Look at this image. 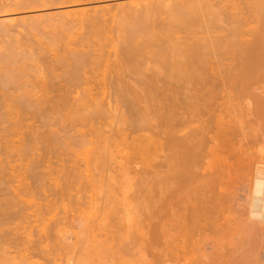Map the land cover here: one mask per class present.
<instances>
[{
	"label": "rangeland",
	"instance_id": "374dc122",
	"mask_svg": "<svg viewBox=\"0 0 264 264\" xmlns=\"http://www.w3.org/2000/svg\"><path fill=\"white\" fill-rule=\"evenodd\" d=\"M2 1H0V4L4 3V1H6V0H4L3 2ZM37 1H39V0H37ZM37 1H35V2L37 3ZM42 1H44V0H42ZM47 1H44V3ZM62 1L63 0H61V2H59V3H56L57 2V0H56L55 4L52 3L51 1H49V2L45 3L44 6H42L43 4L41 5V3L38 2L37 4H39L40 7H39V5H37L38 7H36V8H29L31 5L27 8V4L25 3L26 4L25 5L23 3V5H25V7L21 6L20 8H18L20 6L19 4H18L19 6L17 5L18 7L16 6V4L13 5V7H12V5H9V3L11 4L10 0H8L9 3L5 2L4 5L6 7H8V9L10 11H8V9H6V8H4V9H6L7 11L6 10H5V12L0 11V27L6 26V28L8 29L6 33L0 32L1 33L0 34V77L3 76V78H5V79H7V77L10 79V81L8 82L10 84L7 85L8 88L6 91L10 96H8L9 98L5 99V101H6L5 106L8 107V104H10V106H12L11 104H14V99L17 96H19L20 94L21 95H20L19 100H21V104L19 103V105H22V106L17 105L18 110L21 112H18V110H17L18 113H15V114H16V116H17V114H19L18 115L19 117L18 116L16 117L15 114H14V117L12 116L13 114L8 116V117L7 116L6 117L3 116V118L0 117V130H1L0 131V135H1L0 136V142H1V140L3 142L4 136H9L11 138V140H13L12 136H14V140L16 142V140H17L16 136H17V138L18 137L20 139L23 138L21 141L22 142L25 141V143H26L27 141L30 140L29 138H31V136L36 134L34 136L38 135V138L41 139V141L38 139L39 140L38 142L40 143V145H38V147L41 146L42 149H41V151L37 150V149H40V147L39 148L37 147V144H38L37 143L36 144L37 149H35L36 151L35 150L34 151H35V154L39 155V153H40V155L43 158H44L43 151H42V150H44L43 148H45V150H46V148H48L49 146H50L49 148H51L53 146V148L51 149V150H53L51 152L52 155L50 153L51 150H49V152L46 151V153L44 151V155L46 154L45 159L49 160V162L52 164L51 166L45 164V169L48 168L49 172H50V170H53L52 172H50L49 175H46V176H50V177H48V180L51 181V182H49L51 184H49L47 179H45L46 178L45 175H44V179L42 178L39 182L34 183V184L40 183L41 185L45 184L46 186L45 185L44 186L47 188V190L45 191V189H44V191H43V189L41 188L42 191L39 192V189L36 190L35 186L33 185V188H35V190L32 188L33 191L31 190L30 192H33L35 194L31 193L32 194L31 195L29 193L31 196L29 194L26 196L25 195L22 196L21 199L24 200L23 201L24 203L23 202L21 203V200L19 202V200L17 199L15 202L16 203L18 202V203L17 204L15 202H14L15 204L13 203V206L15 205V207H13L12 205H11L12 207L8 205L9 208L6 205L0 206V212H2V213L5 212V214L8 212L7 213L8 215L6 214V216H7L6 220L7 221L6 222L4 221V226L0 228V264H6V262H7V264H11V263H13V264H64V262H65V264L66 263L77 264V263H75V261H76L75 259H78V257L80 259V261L78 260V262H80L78 264H82V263L91 264L94 260L93 258H95L96 264L97 263L101 264L102 262H103L102 264H110V263H112L111 260L113 259L112 257L114 256L113 253L115 254L114 246L116 247V250L118 251L117 252L115 250L116 254L117 253L118 254L123 253V254H125V256H123V254L120 256L115 254L113 260H115L116 258L119 259L120 257H122V259H123L122 261L125 262V261L129 260L130 262L132 261L133 264H142V263L143 264H159V261L161 262V264H163V262L166 263L167 261H169V260H165V259H168V257L164 258L163 256L164 255L168 256L169 253H167V250L164 248V246L162 248V244H163L162 242L163 241L160 243V241L163 240L161 237L162 233H160L162 231L158 230V228L154 229L155 228L154 225L156 224V221L154 218L150 217L149 214H146L147 216L149 215L148 217L145 215V213H148V211L145 209L144 204H142L141 202H139V203L137 202L139 204V206H138V204L137 205L135 204L136 203L135 201L139 200L138 197H141L144 194L145 190L147 192L154 186V184H153L154 180H151V179L154 178L153 176H154L155 172L157 174V176L156 175L155 176L158 177V174L160 173V171L162 169H163V172H164V170H166V168H165L166 166L164 168H162L161 170H159L160 168H158L157 164H156V169L154 168L155 166L152 168H149L150 167L149 166L150 164H149L147 167L149 170L146 168V172H147L146 173L144 170H145V167L147 165L143 166V164H145V163L147 164L152 159L153 160L151 161V163H153V161L157 162L158 164H159V162H162L161 160L164 157V155L166 156V154L170 153L165 147L161 150L160 149H157L155 151L153 150L154 153H152V151H151L152 149L151 150H149V149L145 150V147L141 148V146L139 145V143L143 142V140H146L147 138H148L147 141H151V140L155 139L156 141L158 140L159 142H164V139H162L163 136L160 137L157 135L156 136L153 135L154 133L157 132V130L159 131V129H160V127L158 126L159 121L156 122L157 119L160 117V115L158 114L160 111L157 112L155 109H153V111H152V108L148 107V111H149L150 115L155 110L156 113H153L152 115L155 114L156 117L154 116L155 117L154 119H156V121L152 118L153 122L151 121V123L149 125H148V123H149L148 122V123H146L147 125H144V123H143V124H140V126H137L139 124V120H137V119H139V118H137V116H136V119H135V116L133 118L132 110H130L129 107L127 108V105H124L125 103L122 102L123 103L122 104L121 102H115L114 100L110 101V99L108 98V99L103 101V104H105L103 106V110L105 111V112H103V114L102 113L97 114V112H94V113L90 112L91 111L90 109H89L90 111H88V108L90 107L91 104H88L89 106L87 107V105L86 106L84 105L86 103L83 104V102H82V105L80 103L75 104V103H72V100H69L68 103L64 101L66 105L64 103H62V106H60L58 109L56 108L57 111L55 109L51 108L52 109L50 111L51 114H50V112L49 113L47 112L50 110V109L49 110L47 109L48 105L44 104V106H42V108L44 109L47 106L46 107L47 111L46 110H44V111L46 113H48L47 115H49V116H46L43 114H41L42 115L41 116L37 113L38 111H36L33 100H30V99H33L32 96H31V98L29 97L30 99H28L29 100L28 101L27 100L28 97L23 98L22 93H24L26 90L27 91L33 90L32 92H34L35 90H38V88H37L38 85L39 84L41 85L42 83H44V80L46 81V83H49V82H52V79H53L55 81V83L59 82L62 84L63 80L61 81L60 79H63L65 77V75L63 76V74L66 73L65 69L67 70V66H69L70 57L73 58L72 55H73V53L75 54L76 51L77 52L78 51L79 52L89 51L96 58L95 61L90 62L86 66L88 69L87 74L90 76V78L92 80L93 79L99 80V79H102L104 77L112 76L116 66L120 65L122 58H123L121 48L123 46V35L125 32L123 30L126 28L125 27L123 29V26L128 27L131 23L133 24V22L134 23L137 22V20H139L138 22L143 21L144 24L146 22V25H144V26L145 27L147 26L146 28L147 29L149 28L148 31L149 32L151 31V33L152 32L154 33V31H156V33H157V29H159L158 32H160L161 35H164L165 31H166L167 34H165V36H167L169 34V36H170L169 39L171 38V36L173 37L171 39H174V37L175 38L178 37L179 40L175 39V41H178V42L181 41L180 43L183 44L184 46H186L187 48L189 45L190 52H194L191 54H193V57H195V59L197 58L196 59L197 60V66L199 67L201 65V67H199V69L201 68L200 72L198 70V72H199L198 74H200L199 76L201 77L202 72L206 70V72H203L206 74V77L203 74V78H206V79L203 80L202 78H199L200 80L201 79L202 80L199 81V79H198L197 84L194 86V90L191 91V92H195V95H196L195 96L196 101H194V103H195L194 107L196 110L195 109L194 110L196 112L202 111L200 114H203V116L200 115L198 112L197 113L195 112V115H197V114H199V115L197 117H195L194 115L192 116V117H194L193 124H192V117H191V119H190L191 123L189 122L190 120L188 122L184 120L185 122L183 121L184 123H182V124L184 125L187 122L188 125L186 124L187 126L185 125L184 128L182 127L183 129L180 128L181 132H182V130H184V132H185V133L182 132L183 135L180 134L182 140L184 141L183 145H187V146L189 145L187 147V148H189V151L193 150L192 151L193 154L196 153V155H192L191 154L192 152L189 153V151L187 149H185L187 154L189 153V155H187V156L185 155L186 152H183V151L180 152L179 151L181 153V154H179L180 162H181V160L183 161V163H186L187 161H189V162L191 161L190 163L195 164V165L190 166V163L188 162V167L185 166V165H187V163L183 164L184 167L183 166L181 167V165H182L181 164L182 162H181L180 166L178 168V171L180 170L182 172H179V175L175 174V176L177 175L178 180L180 178H181L180 180H182V176L186 175V177L183 176L182 182H178V183H180L178 186L180 188V189L178 188L180 191L178 190L179 192H178L177 196L183 197V195H184L185 197H183V199H182V197H179L181 201L180 200L176 201V202L179 201L176 209L179 208V211H181L182 213H187L186 211L190 212V209L193 208L194 203H197L196 202L197 198L193 197L195 189H196V187L200 188L202 186L200 184L201 186L198 187L199 185H197L198 183H196V182H200V181L205 182L206 180H207L206 181L207 183L213 182L214 185L212 184L213 185L212 189H215L216 191L218 190L217 193L220 191L219 194H221L222 191L224 190V195H225V191H226V195H227V193L229 191H231L235 188L234 185L239 180V179H237V177L241 178V176L239 177V174L242 173L244 169H246L248 167L247 170L249 171L250 175H255L256 172H254V171H256V168L259 167L260 164H262L261 166L264 165V128H263L264 127V118H263L264 116H262L264 114V112H263V110H264V107H263V105H264V100H263L264 93H262V92H264V89H263L264 88V75H263L264 74V67L261 70L262 72L260 71V73L258 74L259 76L257 75L256 79L253 77V80L255 82L252 79H250V81L249 80L247 81V83H250L252 85V86H250V88L248 87L250 84H247L248 86H246V84H245V87L243 85L245 90L247 89L246 91L245 90L240 91L243 89V88L242 89L240 88L242 83L236 84L235 85L236 87L238 85L237 88L233 87V83L231 80V78L233 77L232 75H234L236 73V68H238V66H239L238 64L241 62V60L243 61V59H245L247 57L246 53H249L251 51L250 46L253 45V47H254V44L257 45L256 43L259 42V39H260L261 45H263V47H264V16H263L264 11L262 10L263 8L259 5L260 0H75V1L69 0L72 2H68V3H66L65 0H64L65 3H63ZM15 2H17V1H15ZM35 2H33L34 5L36 4ZM173 2L178 4V6H180L179 4L185 5L186 8H187V6H190L191 3H192V5H194V7L196 5L199 6V7H195V8L193 6L189 7L190 9H192V7H193V10L195 9L197 14L200 11L198 16L195 17V18H197L198 21L193 22L192 25L189 24L190 26L187 25L185 27L184 26L182 27L178 23H177L178 25L176 23H173L174 21L173 22L171 21V20H173L172 19L173 16L175 17L174 12L171 11V10H173V8L171 9V7L173 6ZM188 2H189V4H186ZM29 3L30 2H28V5H29ZM50 3H52L54 5H50ZM170 4H172V5L170 7H168ZM182 8L184 9L185 7H182ZM186 8L184 9L185 14H186V12H187V14H189V12H190V14H192V13L194 14V12L191 13V10L189 8H187V9ZM198 8H200V9H198ZM183 9H181L180 11H183ZM197 9H198V11H197ZM81 10H85L86 12L89 11V14H92L91 16H94V15L101 16L102 18L101 17H100L101 19L99 18L100 21L97 18H95L94 21L92 20L90 22L91 24L93 22H95L93 25H96V23L99 21L98 27L94 26L95 27V29H94L93 25H89V21H87V19L85 18L87 16V14L85 16L84 15L81 16V15H78V13H76V12H81ZM196 13H195V15H196ZM170 16H171V18H170ZM88 19H90V16ZM170 21L172 22V24L170 23ZM258 31L260 32V38L257 39V37L259 36ZM172 33H174V34H172ZM232 34H234V35H232ZM164 38L166 39V37H163V39ZM167 38H168V36H167ZM255 40L257 42H254ZM183 45H181V46H183ZM247 46H248V48L250 47L249 48L250 51L248 50ZM258 46L259 45L255 46V47H258ZM260 47H258V48H260ZM245 49H246V51H245L246 53L244 52ZM252 50H253V48H252ZM10 54H13V56ZM149 54H151V52ZM149 54L146 53L144 55V57L149 58L150 57ZM241 55H242V57H241ZM243 55L245 56V58H243L244 57ZM11 56L13 58H10ZM241 58H243V59H241ZM8 59H9V62L7 63ZM67 60H69V61H67ZM237 61H238V63H237ZM203 63L207 64V66ZM223 66H224V69H221V68H223ZM147 67L153 68V64L149 63L147 65ZM213 67H214V69H213ZM217 67L219 69H217ZM234 68H235V72H234ZM208 69L211 71H208ZM221 70H223V71H221ZM225 70L227 72H225ZM229 71H232V74ZM146 72L149 75L150 71L147 70ZM12 73H14V74H12ZM50 73H51V75H50ZM225 73H227V74L225 75ZM228 73H230V74H228ZM3 74L6 76L9 74V76L12 78H10L9 76L5 77ZM53 75L57 76V77L59 76V78L60 77H62V78L57 79V77H56V80H55V78H52ZM208 75H210L211 81H210ZM227 75L232 76V77H230V80L228 79L229 76L227 77ZM261 75L263 78L260 77ZM224 76H226V77H224ZM214 77H216V79H214ZM11 79L13 80L12 83H11V81H12ZM57 80H60L61 82L57 81ZM127 80H131V79H127ZM132 80L130 82H132ZM214 80H216L215 83H213ZM134 81H133V83H134ZM202 81H204L203 83H205V84L201 83ZM32 83H34V84H32ZM31 84H32V86H31ZM36 84H37V86H35ZM207 84H208V86H207ZM210 84L211 85L215 84L214 89L212 88L214 91V92L211 91L212 93L208 92V90L210 91V89H211L210 87H213ZM17 85H18V87H17ZM229 85H230V87H229ZM198 86H199V88H198ZM226 86H228L229 88ZM259 86H261V89ZM203 87H204V89H203ZM205 87L210 88V89H208L205 92V89H206ZM255 87H256V89H254ZM107 88H105V89L103 88V91H102V89L99 87L97 89H94L93 93H95V92L100 93L101 91L102 92H104V91L108 92ZM216 88L218 90H216ZM248 88L250 90H248ZM258 88H259V90H258ZM187 89H190V88H187ZM201 89H203L204 91ZM223 89L224 90L226 89V91H224ZM202 91L205 93H208V94L206 95ZM61 92H62V90L59 93H61ZM189 92L190 91L188 90V94H191ZM36 93L40 94L39 91H37V92L35 91L36 96L38 95ZM76 93L74 91V93H72L73 95L72 94L71 95L73 97L79 95V92H76ZM186 93H187V90H186ZM11 94L12 95L14 94L13 98L11 97ZM184 94H185V92H184ZM216 94L218 97L214 96ZM244 94L248 95V96L246 97ZM6 95L7 94H5V96ZM220 95H221V98H220ZM233 95H234V97H233ZM235 95H237L236 96L237 98L235 97ZM240 95L242 97H240ZM207 96L209 97L208 99H207ZM243 96L245 98H243ZM249 96L251 97L250 99L256 98L257 99L256 105L259 104L260 107H254V106H256L255 105L256 102L253 100L251 102V100L249 99ZM247 98H248V100H247ZM228 99H230L229 102H227ZM233 99H235V100H233ZM240 99H241V101H240ZM107 100H109L111 103H109V101H108V103H109L108 104ZM209 100L213 104H211V102ZM215 100H216L217 105L215 104V106H214ZM218 100H220L221 102H219ZM18 101H16V102H18ZM30 101H32V102H30ZM113 101L115 103H113ZM189 101H191V99ZM222 101H224V103ZM235 101L238 102V104ZM248 101L251 103L249 104ZM9 102H11V103H9ZM240 102L243 103L244 105L241 104ZM234 103L236 105H238V107ZM239 103L241 105H239ZM189 104H191V103L189 102ZM209 104H211L210 105L211 108L214 107V111H213V109H211L209 107ZM231 104H233V106H231ZM15 105H16V103H15ZM250 105H252L251 108L249 107ZM140 106L142 107L143 104H140ZM239 106H241V107H239ZM242 106L243 107L245 106L244 108L247 110L242 109L243 108ZM261 106L263 107V109L261 108ZM7 107L5 108V110H8ZM19 107H21V108L19 109ZM79 107H80V109H79ZM253 108H254V110H253ZM258 108L259 109L261 108V109L259 110ZM222 109L226 114L222 111ZM227 109L229 110L228 112H226ZM239 109H241V110H239ZM53 110L57 114L55 112L53 113ZM75 110H78L79 113H77V112L73 113V111H75ZM116 110H117V112H116ZM230 110H231V112H230ZM236 110H238V111H236ZM244 110H245V113H244ZM251 110L255 111L257 117L254 114V112L251 113ZM219 111H221L219 113L220 116L217 114ZM258 111H260L261 114L262 113L263 114L261 115L260 112H258ZM206 112H208V113H206ZM213 112H214V116H212ZM124 113H126V114H124ZM87 114L89 115V117ZM216 114L219 117L216 116ZM241 114H242V116H241ZM157 115H159V116H157ZM204 115H205V117H204ZM207 115H208V117H207ZM222 115L224 117H222ZM21 116H23V118ZM85 116H87V118H85ZM234 116H236V117H234ZM243 116H244V119H243ZM246 116L249 118V120ZM121 117H123V118H121ZM203 117H204V120L207 117L206 118L207 121L206 120L205 121L208 124H206L202 120ZM213 117H215V118H213ZM225 117H226V119H225ZM39 118H41V119H39ZM218 118L219 119L221 118L220 120L223 124L220 122V120ZM257 118H259V119H257ZM18 119H19V121H18ZM252 119L254 122L252 121ZM134 120H136V121H134ZM158 120H160V119H158ZM197 120L202 121V123L203 124L205 123V125H203L200 121L197 122ZM211 120H213L214 123ZM241 120L243 122H241ZM133 121H134V123L135 122L136 123L138 122V123L133 124L132 123ZM209 121H211V123H209ZM246 122H247V127H246ZM9 123L10 124L11 123L12 124L13 123H15V124L21 123L23 125V127H25V128L22 129L21 128L22 125L17 124L16 125L17 127L14 126L15 129L20 131V132H17V131L11 130L13 125H10ZM154 123H155V125H154ZM196 123L202 124V125H199L201 127H199L198 124H196ZM239 123H240V125H239ZM241 123L244 125H242ZM258 124H259V126H258ZM134 125L138 128H136ZM191 125H192V127L195 125L193 128L194 130L192 129ZM210 125H211V127H210ZM131 126L135 127L134 131L131 129ZM204 126H206L208 128L206 129V127H204ZM241 126H243V127H241ZM249 126H251V127H249ZM9 127H11V128H9ZM185 127H186V129H185ZM209 127L211 128V130ZM230 127H231V129H230ZM9 129L12 131L11 135L10 134L5 135V132H8V133L10 132V131H8ZM54 129H56V130H54ZM78 129H80V130H78ZM243 129H244V131H243ZM29 130H31V131L29 132ZM51 130L53 133L55 132L54 135H53V133L51 135ZM26 131H27V133H25ZM249 131H250V133H248ZM13 132L14 133L16 132L15 135ZM84 132L86 133V135L84 134ZM90 132H93V133H90ZM20 133H22V134L20 135ZM29 133H33V134L30 135ZM82 133L84 135V138L82 137V140L85 139V140H83V143H82V141L78 142V140H76V139H80L79 136H83ZM204 133H206L207 136ZM227 133H229V135H227ZM254 133L255 134L257 133V134L255 135ZM25 134H26V136H24ZM28 134L30 137L28 136ZM40 134H42L43 137L45 136V134L48 135L49 136V137H47L48 139L52 138V136H53V138L50 139L51 142L48 141V143L50 142L51 144H54L55 142H57V143L61 142L63 145L65 144L64 150H63V148H61V147H63L61 145V146H59L61 149L57 148L58 150L55 149L56 151L54 152V148H55L54 146L56 145V143L52 146L48 145L47 139H46V142L44 140V143H45V146H44V144H42L43 138L41 137ZM49 134L51 135V137ZM55 134H57V136ZM241 134L243 135L244 138L241 136ZM187 135H190V136H187ZM260 135H261V137H260ZM23 136L25 137V139ZM183 136L185 138H183ZM192 136L193 137L196 136L195 137L196 139L193 138ZM208 136H209V138H208ZM255 137H256V139H255ZM90 139H91V141H90ZM210 139H211V142L209 141ZM232 139H233V141H232ZM14 140H13V142H14ZM53 140H54V142H52ZM95 140H96V142H94ZM239 140H241L242 143H239ZM242 140H244V141H242ZM185 141L191 142V143H186ZM207 141H209V142H207ZM145 142L142 143V146H145V144H144ZM19 143L16 142L17 146L19 145ZM200 144H202V145H200ZM238 144H239V146H238ZM17 146L15 145L14 148H16ZM240 146H241V148H239ZM248 146H249V148H248ZM190 147H191V149H190ZM96 148L97 149L100 148V149H98L100 154H99L98 150H96ZM192 148H194V149H192ZM236 148H238V149H236ZM93 149H95V150H93ZM247 149H249V150H247ZM14 150H16V149H14ZM162 150H163V152H161ZM245 150H246V152H245ZM58 151H60V152H58ZM157 151H158V154H156ZM10 153H12L11 154L12 158L9 160L10 161L9 163L13 162L12 164L15 167L12 164H10V165H12L15 169L17 168L16 170L19 169L18 172H16V173L21 174V177L23 176V178L26 175L27 177L25 176V180L27 182H29V181L31 182L32 176L30 177L31 174H28L27 170L25 169L26 163L31 162L30 161L31 154L28 155L29 157L27 156L28 158H26V155H25L24 157L26 159L24 158L25 160L23 159L24 160L23 161V160H20L19 156H17L18 155V154H16L17 152L15 153L12 150ZM101 153H103L104 155ZM200 153L201 154L203 153V154L201 155ZM108 154H110V156ZM62 155H63V157H62ZM155 155L158 157H156ZM55 156H56V158H55ZM151 156H153V157H151ZM199 156H201V157H199ZM102 157H104V159ZM188 157H190V158H188ZM64 158H66V159H64ZM91 158L92 159L94 158L93 160H96L97 162L93 161ZM97 158L98 159L100 158V161ZM147 158H149V160ZM192 159H193V161H192ZM195 159H196V161L198 160L196 163H194ZM237 159H240V160H237ZM50 160H52V161H50ZM68 160H69V162H68ZM87 160L89 161V163ZM91 160L93 161V163L94 162L95 163L94 164L91 163L92 162ZM141 160H142V163H141ZM72 162L74 164H76V166ZM86 162L88 165L86 164ZM239 162L240 163L243 162V163H241L242 164L241 166H240ZM24 163H25V166H24ZM71 163H72V165H71ZM101 163H102V165H101ZM231 164H233V166H231ZM16 165L18 167H16ZM46 165H47V167H46ZM237 165L239 166V168ZM243 165L246 168H243L244 167ZM48 166H50V167H48ZM53 166H55V167H53ZM226 166H227V168H226ZM235 166H237V167H235ZM180 167L182 168V170L180 169ZM200 167H202L203 169H201ZM43 168H44V166H42V169ZM66 168L68 171L70 170V172H67ZM188 168H189V170H188ZM236 168H238L237 169L238 173L236 171ZM241 168H243V170ZM48 169H47V171H48ZM58 169H59V171H58ZM153 169H155V170H153ZM185 169H186V172H188V174L185 173ZM230 169L232 170V172L230 171ZM21 170L24 173L25 172L26 173L24 174ZM37 170H35V171H37ZM40 170H41V168L38 171L41 172ZM167 170H168V168H167ZM223 170H225L224 174H222ZM226 170H227V172L229 171L228 174H227ZM247 170H245V173ZM47 171L44 174H47ZM183 172H184V174H183ZM234 172L236 174H238L237 177H236V174ZM67 173L69 175H67ZM71 173L73 174L74 178L72 177L71 179H69V177H71L70 175H72ZM180 173L182 175H180ZM74 174L77 176H75ZM149 174H150V176H149V180H148L147 175H149ZM191 174H192V176H191ZM81 175H82V178H81ZM159 175H161V173ZM245 175H247V174H245ZM262 175H264V173ZM188 176H190V177L187 178ZM222 176L224 177L223 178L224 181L221 180ZM230 176L232 177V179ZM52 177H53V179H52ZM76 177H77V179H76ZM227 177H229V178H227ZM49 178L52 180H50ZM177 178H176V180H177ZM225 178H226V180H225ZM186 179H188V181H186ZM25 180H24V182H26ZM208 180H210V181L212 180V181L210 182ZM253 180H254V178L252 179V181ZM149 181H152V182L150 183ZM168 181H166V182L168 183ZM192 181H196V182L191 184ZM252 181H250V182L252 183ZM183 182L187 183V184L185 185V184H183ZM220 182H221V184H220ZM223 182H225L224 184H226V185H223L222 184ZM52 183L54 186L52 185ZM251 183H250V186L252 187ZM172 184H173V186H172ZM176 184H174L173 181L172 182L170 181L169 185H171V188L167 184V186H166L167 189L165 188L163 190L164 191L163 194L161 192H159V193L161 194L162 197H166V196L168 197L169 195L170 196L174 195L173 190L175 191V189H177ZM215 184H216V187L219 184L217 189H216V187H214ZM41 185H37V186L43 187V185L42 186ZM47 185H50V186L47 187ZM194 185H197V186L195 187ZM1 186H4V185L2 184ZM59 186H60V188H59ZM77 186L79 187V189ZM150 186H151V188L149 189ZM183 186H184V188H183ZM250 186H249V189H250ZM226 187H228V189L230 188L231 190H228ZM49 188H52V190L51 189L49 190ZM75 188L77 190H75ZM147 188L149 190H147ZM188 188L190 189V192H189V190H187ZM205 189H207V188H205ZM64 190H65V192H64ZM227 190H228V192H227ZM251 190H252V188L250 189V191ZM196 191L198 192L199 190L197 189ZM60 192H61V194H60ZM192 192H193V194H192ZM5 193L6 192L4 190H3V192H0V194H1L0 197H2L4 201H5V199H4L5 197H3V194H5ZM43 193L46 194L47 196H45ZM154 193H156L155 195H158V190ZM71 194H72V196H71ZM186 194H188L189 196H186ZM43 197H45V200ZM2 198L0 201L3 202ZM24 198L28 199V200H25ZM135 198H137V200ZM46 199H48V200H46ZM191 199H194V200L191 201ZM95 201L98 202L99 204L97 205L95 203ZM179 203H180V205H179ZM3 204H5V203H3ZM48 204H50V206ZM103 204L104 205L106 204L105 207L103 208L104 210L107 206V208H112L111 210L114 212L110 211V209H109V210H106L107 211V213H105L106 215L105 214H104V216L101 215L102 212L104 211V210H102ZM132 204L134 205V207L136 209L134 207H132L133 206ZM192 204H193V206H192ZM42 205H46V206H42ZM141 205H143V206H141ZM186 206L187 207L189 206V208H187ZM45 207L47 209L43 210V209H45ZM48 207H50V208H48ZM137 207L139 209H137ZM142 207H144V209ZM3 208H5V211ZM22 208H24L25 211H27L28 216L31 215L32 218L31 217H29V218L32 221L29 218H27L25 220L21 218L23 215V212H25L24 210H22ZM96 208H97V210H96ZM35 209H37V210H35ZM49 209H50V211H49ZM19 210L22 213L19 214L18 213ZM28 210H31V211H28ZM144 210H146V211H144ZM15 211H16V213H15ZM33 211H34V213L38 212V214L36 216L37 218L32 216ZM97 211H99V212L97 213ZM39 212H40V214H39ZM13 213L15 216L13 215ZM17 214H19V215H17ZM96 215H97V217H96ZM98 216H99V219L101 217H104V219L102 218V220L101 219L99 220ZM105 216L106 217L109 216L108 217L109 220L107 218H105ZM225 216H226V214H225ZM90 217H92V219ZM39 218H41V219H39ZM61 218H63V219H61ZM93 218H94V221H93ZM150 218H152V219H150ZM28 219H29V221H27ZM34 219H36L35 220L36 222L34 221ZM80 219L83 222H80ZM105 219H106L107 223L104 222ZM86 220L87 221L89 220L90 224ZM153 221L155 223L152 224ZM25 222H28V224ZM99 222H100V226L98 227ZM43 223L44 224L46 223V224L44 225ZM64 223H65V225H64ZM78 223L82 224L81 228L79 226L80 224L78 225ZM86 223L89 224V226L85 225ZM108 223H110V224H108ZM59 225L62 226L60 228H63V229L58 228ZM109 225H110V227H111V225L112 226L114 225L112 227L113 230L108 227ZM77 227H79V228H77ZM115 227L116 228L119 227L118 230L120 229V231L122 229L123 230L121 232L119 231V233H117V234H114L113 232L118 231ZM64 228H65V230H64ZM82 228H84V229H82ZM80 229L83 230V232L80 231ZM98 229H99V231H98ZM43 230H44V232H43ZM151 230H152V232H155V233L157 232V234H154V236H153ZM79 231L81 233H79ZM90 231H91V236L95 235V234H93L94 232L96 233L94 238H91V236L89 235ZM98 232L100 233L99 234L100 236L98 235ZM108 232H109V234H108ZM111 232L113 233V237H112ZM102 233L104 236L102 235ZM42 234H44V235L42 236ZM80 234H82L83 237ZM38 235H40L39 238H38ZM109 235H111V236H109ZM116 235H118V236H116ZM151 235H152V237H151ZM26 236L31 241L28 238H27L28 239L27 240ZM46 236H47V238H46ZM84 236H85V239H84ZM98 236H99V239H101L103 241L108 240L107 244H110V246L108 245L109 247H107V244H105L104 242H102L100 240L102 242V244H104V247L106 246V248L109 249V252H106L104 249V251H105L104 255L102 254L103 252L100 253V251H102V250H100V248H101L100 245H98L100 247L97 246L99 249H97V250L92 249L97 245V244H95L97 241L95 238H98ZM106 236H107V238H106ZM108 236H109V238H108ZM114 236L116 239H114ZM33 237H35V238H33ZM40 237H44V238L41 240ZM154 237H155V239H154ZM1 238L2 239L4 238V240H2ZM5 238L7 239V241ZM112 238L114 239L113 242H111ZM156 238L159 239L160 241L159 242L156 241L157 240ZM92 239H95V241L94 240L92 241ZM99 239L97 241L98 244L100 243ZM25 240H26V242H25ZM35 240L37 242H35ZM84 240H86V241H84ZM89 240H90V242H95L94 243L95 245L93 243H90ZM29 241L31 242V244H34V246H31L29 244ZM40 241L41 242L43 241V242L41 243ZM145 241H147V242H145ZM151 241H153V242L156 241V243H157L156 245L160 244L159 247L162 248V250L158 246H156L155 243H153ZM85 242L88 243V245ZM18 244H19V246H17ZM83 244L87 245L89 248L87 246L85 248V246ZM90 245H91V247H90ZM120 245L123 246V248H122L123 252H120V247H121ZM124 245H126L127 247ZM81 246L84 248V252H83V249L80 250ZM147 246H149V247L152 246L155 248L151 247V249H148ZM156 247H158V248H156ZM38 249H40V250H38ZM87 249H88V251H87ZM126 249L128 251H126ZM129 249H130V251H129ZM155 249H157L158 251L155 252L156 251ZM163 249L166 250L167 255L165 252H163ZM25 250H26V252H25ZM10 251H11V253H10ZM112 251H113V253H111ZM77 253H78V255H76ZM81 253H83V255H85L84 260H83V256L81 255ZM107 253H109L108 255H111L112 257L108 256L109 259L106 258L105 255ZM159 253H161V254L159 255ZM162 253H164V255ZM8 254L10 256H8ZM88 254H89V257H88ZM155 254H157V255H155ZM90 255H91V257H90ZM161 255H162V257H160ZM126 256L128 257L127 260L124 259ZM154 256H156V258ZM29 257H31V258H29ZM158 257H160L162 261ZM71 258H72V260H71ZM73 259L75 260L74 262H73ZM154 259L155 260L157 259V260L154 262ZM6 260H8V261H6ZM26 261H28V262H26ZM85 261L87 263H85ZM113 262H115V264H121L122 263L121 258L119 261H117V259H116ZM130 262L127 261L124 264H126V263L132 264ZM95 263H92V264H95ZM167 264H169V263L167 262Z\"/></svg>",
	"mask_w": 264,
	"mask_h": 264
},
{
	"label": "bare ground",
	"instance_id": "6f19581e",
	"mask_svg": "<svg viewBox=\"0 0 264 264\" xmlns=\"http://www.w3.org/2000/svg\"><path fill=\"white\" fill-rule=\"evenodd\" d=\"M0 1H2V0H0ZM4 1V0H3ZM2 1V2H3ZM13 1V2H12ZM10 0V2H11V4L8 2V0H6V1H4V3L5 2H8L9 3V5H12V7H13V5H15L16 4V6L18 7V8H20L21 6L22 7H25V5L27 4V8L29 7V8H36V7H38L37 5H39V4H37L38 2L39 3H41V5L42 6H44L45 5V3H47V2H49V1H51L52 3H54L55 4V2H56V0H44V1H47V2H45L44 3V1H42V0H39V1H37V0H15V1H17V2H15L14 0ZM35 1H37V3L35 2ZM41 1V2H40ZM66 1V3H68V2H72V1H67V0H65ZM65 1L63 0L62 2L63 3H65ZM75 1V0H74ZM28 2H30L29 3V5H28ZM33 2H35L36 4L34 5V3ZM43 2V3H42ZM59 2H61V0H57V2L56 3H59ZM4 3H1L0 4V11L1 12H5V10L6 9H8V7H6L5 5H4ZM7 3V4H8ZM14 3V4H13ZM22 3V4H21ZM23 3L25 4V5H23ZM52 3H50V5H54V4H52ZM175 4V5H174ZM184 4V3H183ZM186 4H189V2L188 3H186ZM48 5V4H47ZM172 4H170L168 7H170ZM180 6H178V4H176V3H174L173 2V6L171 7V9L173 8V10H171V11H173L174 12V14H175V17L173 16V20H171L173 23H178V24H180L182 27L184 26H187V25H192V23L193 22H196V21H198L197 20V18H195V17H197L198 16V14H199V12H198V14L196 13V10L194 11L193 10V7H194V5H192V3L190 4V6H187V8H189V7H191V6H193L192 7V9H190L191 10V13L192 12H194V14L192 13V14H190V12H189V14H187V12H186V14H185V8H186V6L185 5H182V4H179ZM199 5V4H198ZM201 5V4H200ZM259 5L263 8L262 10L264 11V0H260L259 1ZM33 6V7H32ZM39 7H40V5H39ZM182 7H185L184 9L182 8ZM195 7H199V6H195ZM194 7V8H195ZM260 7V8H261ZM4 8H6V9H4ZM186 8V9H187ZM2 9V10H1ZM181 9H183V11H180ZM188 9V10H189ZM198 9H200V8H198ZM198 9H197V11H198ZM7 11V10H6ZM8 11H10L9 9H8ZM88 12V13H87ZM85 11V10H81V12H76V13H78V15H81V16H85L86 14H87V16L85 17L86 19H87V21H89V25H93L95 22H93L92 24L90 23L92 20L94 21L95 20V18H97L98 20H99V18L101 17V16H98V15H94V16H91L92 14H89V11ZM95 12V11H94ZM80 13V14H79ZM195 13H196V15H195ZM147 15V14H146ZM89 16H90V19H88L89 18ZM264 16V15H263ZM139 17V16H138ZM200 17V16H199ZM102 18V17H101ZM100 18V19H101ZM170 18H171V16H170ZM199 19V18H198ZM97 20V21H98ZM137 20V19H136ZM100 21V20H99ZM99 21L96 23V25H93V27L94 26H97L98 27V25H99ZM139 20H137V22H133V24L131 23L128 27L127 26H123V31H125L124 32V35H123V46H122V48H121V52H122V55H123V58H122V61H121V63H120V65H117L116 66V68H115V70H114V72H113V75L112 76H110V77H104V78H102V79H96V80H92L91 78H90V76L87 74L88 73V69H87V65L90 63V62H92V61H95L96 60V58L94 57V55L93 54H91L89 51H81V52H77L76 51V53L74 54L73 53V55H72V57L73 58H71L70 57V63H69V66H67V70L65 69V74H63V76L65 75V77L63 78V79H60V78H62V77H60L59 78V76L57 77V76H54L53 75V77L52 78H55V80H56V77H57V79L59 78L61 81L63 80V82H62V84L61 83H59V82H57V83H55V81L52 79V82H49V83H46V81L44 80V83H42L41 85L39 84L38 85V90H35L36 92L37 91H39V93L40 94H38V93H36V94H38L37 96L35 95V91L34 92H32L33 90H31V91H25L24 93H22L23 94V98L24 97H28L27 98V100L28 99H30L31 98V96H32V98L33 99H30V100H33V103H34V106H35V108H36V111H38L37 113L39 114V115H41V114H43V115H46V116H49V115H47L52 109H55L56 110V108L58 109L60 106H62V103H64L65 104V102H69V100H72V103H80L81 105H82V102H83V104L84 103H86V104H84L85 106L87 105V107L89 106L88 104H91L90 105V107L88 108V111H90V112H97V114L98 113H102L103 114V112H105L104 110H103V106L105 105V104H103V101L104 100H106V99H110V101L111 100H114L115 102H123V103H125L124 105H127V108L129 107V109L130 110H132V114H133V118H134V116H135V119H136V116H137V118H139V119H137V120H139V124L137 125V126H140V124H143L144 123V125H147L146 123H148V125L151 123V121L153 122V119L156 117L155 116V114L154 115H152L153 113H156L155 112V110L157 111V112H159L158 114L160 115V117L158 118V119H160V120H158L157 119V121H156V119H154L156 122H158L159 123V127H160V129H159V131L157 130V132L156 133H154L153 135L154 136H160V137H162V139H164V142H159L158 140L156 141L155 139L154 140H151V141H147L148 140V138L146 139V140H143V142H145L144 144H145V146H142V143L143 142H141V143H139V145L141 146V148H143V147H145V150L147 149H149V150H151L152 151V153H154L153 152V150L155 151V150H157V149H163L164 147L170 152V153H168V154H166V156L164 155V157L162 158V162H159V164L157 163V162H154L153 161V163H151V161L153 160H151V161H147L148 163L146 164H143V166H145V165H147L146 167H145V172H146V168L148 167V165L150 166L149 168H152V167H154L155 169H156V164H157V166H158V168H160L159 170H161L162 168H164L165 166V168H166V170H167V168H168V170L166 171V170H164V172H163V169L160 171V173H161V175H159L158 174V177H156L157 176V174H156V172H155V174H154V178L153 179H151V180H154V188L152 187L151 188V186L149 187V189L147 188V190H149V191H147L146 192V190H145V192H144V194L141 196V197H138L139 198V200H137V198H135L137 201H135L136 203V205L139 203V202H141L142 204H144V207H145V209L148 211V213H145V215L146 214H149L150 215V217H152V218H154L155 219V221H156V224L154 225V229H157L158 228V230H161L162 232H160V233H162V239L163 240H159V239H157L156 241H160V243L162 242L163 244H162V248H163V246H164V248L167 250V253H169L168 254V256H165L164 255V253H162L164 256V258H167L168 257V259H165V260H169V261H167L169 264H264V222H259V221H253V220H251L250 219V214H251V212L253 211V210H255V211H258V212H260V211H264V200H260V199H257L256 201H255V203L253 204V200H252V193H253V190L255 189V190H257V191H260V192H264V175H262L263 173H264V165L263 166H261L262 164H260V166L259 167H257L256 168V171H254V172H256V174L255 175H250V173H249V171L247 170L248 169V167L246 168L244 165V167L243 168H246V169H244L243 170V168H241L242 170H243V172L242 173H240L239 174V177L241 176V178H238L237 176H238V174H236L235 172V174H236V177H237V179H239L238 180V182L237 183H235V188L233 189V190H231L230 188L228 189V187H226L228 190H231V191H229L228 192V190H227V195H226V191H225V195H224V190L222 191V193L221 194H219V192L217 193V191L215 190V189H212L213 188V185H214V183L213 182H211L210 180H208V181H210L211 183H207L206 181L205 182H202V181H200V182H196V181H192V183L191 184H193L194 182H196V183H198L197 185H199L198 187H200L201 185V187L200 188H197L196 186L197 185H194L195 187H196V189H195V192H194V195H193V197H195V198H197V200H196V202L197 203H194V206H193V204H192V206H193V208L192 209H190V212L189 211H186L187 213H182L181 211H179V208L178 209H176L177 208V206H178V202H176L177 200H180V198L179 197H182V196H177L178 195V192L180 191L179 189V184L180 183H178V182H182V180H183V176L184 177H186V175H183L182 176V180H178V178H177V175H179V172H182V171H178V168H179V166H180V163L182 164L181 165V167L183 166V164H186L187 163V165H185L186 167H188V162L189 161H187L186 163H183V161L181 160V162H180V159H179V154H181L180 152L181 151H183V152H186L185 151V149H187L188 151H189V148H187L188 146L187 145H183V140H182V138H181V135H183V133L182 132H184V130H182V132H181V130H180V128L181 129H183L184 128V126L187 124L188 125V121L191 119V117L194 115L195 117H197L201 112H198L199 114H197V115H195V107H194V105H195V103H194V101H196L195 100V92H191V91H193L194 90V86L197 84V81H198V79L199 78H202L203 80H205L206 78H203V74L205 75V77H206V74L205 73H203V72H206V70L205 71H203L202 72V76L200 77L199 75L200 74H198L199 72H200V69H199V67H201V65L198 67L197 66V58L195 59V57H193V54H191V53H194V52H190V48H189V45H188V48L186 47V46H184L183 44H181L180 42H178V41H175V39L176 40H179L178 39V37H174V39H171V38H173L172 36H171V38L169 39V34L167 35L168 36V38H167V36H165V34H167L166 33V31H165V34L164 35H161L160 34V32H158L159 31V29H157V33H156V31H154V33L152 32L151 33V31L149 32L148 31V29L144 26V25H146V22H145V24H144V22L142 21V22H138ZM145 21V20H144ZM170 21V23L172 24V22ZM204 22V21H203ZM34 24V23H33ZM177 24V25H178ZM189 25V26H190ZM92 27V26H91ZM94 29H95V27H94ZM162 29V28H161ZM7 28H6V26L5 27H0V32L2 33V32H4V33H6L7 32ZM163 30V29H162ZM161 30V31H162ZM232 30V29H231ZM164 32V31H163ZM0 33V34H1ZM162 33V32H161ZM171 33V32H170ZM258 37H257V39L258 38H260V32L258 31ZM172 34H174V33H172ZM232 35H234V34H232ZM166 37V39L164 38L163 39V37ZM227 41V40H226ZM261 40L259 39V42H257L256 40L254 41V42H257L256 44L257 45H259L258 47H260V48H258V47H255V46H257V45H255L254 44V47H253V45L252 46H250L249 48L251 49V51L249 50V48H248V46H247V48H248V50L250 51H248L249 53H246L245 51H246V49L244 50V52L246 53V58H245V54L243 55L244 57L243 58H245V59H243V58H241V59H243V61L241 60V62L238 64L239 66H238V68H236V73L234 74V75H232V76H229V75H227V77H228V79L230 80V77H232L231 78V80H232V83H233V87H236L235 85L236 84H241V89L242 90H240V91H243V90H245V84H246V86H248L247 84H250V83H247V81L249 80L250 81V79H252L253 80V77L256 79V77H257V75L260 73V71L263 69V67H264V47H263V45H261V42H260ZM259 43V44H258ZM181 45H183V46H181ZM187 45V44H186ZM252 48H253V50H252ZM256 48V49H255ZM192 51V50H191ZM243 51V50H242ZM151 52V54H149ZM18 53V52H17ZM146 53H148L149 55H150V57L149 58H146V57H144V55L146 54ZM7 54V53H6ZM72 54V53H71ZM70 54V55H71ZM248 54V55H247ZM4 55V54H3ZM10 55H12L13 56V54H10ZM17 55V54H16ZM195 55V54H194ZM251 55V56H250ZM10 57V58H13V57ZM148 56V55H147ZM249 56V57H248ZM6 57V56H5ZM241 57H242V55H241ZM8 58V57H7ZM9 58V59H10ZM69 58V57H68ZM203 58V57H202ZM206 58V57H205ZM240 58V57H239ZM9 59H8V61H7V63L9 62ZM207 59V58H206ZM19 60V59H18ZM12 61V60H11ZM67 61H69V60H67ZM221 62V61H220ZM11 63V62H10ZM9 63V64H10ZM149 63H151V64H153V68H148L147 67V65L149 64ZM237 63H238V61H237ZM64 64V63H63ZM203 64H205V63H203ZM202 64V65H203ZM216 64V63H215ZM236 64V63H235ZM66 65V64H65ZM64 65V66H65ZM206 66H207V64H205ZM233 65V64H232ZM212 66V65H211ZM217 66V65H216ZM235 66V65H234ZM52 67V66H51ZM203 67V66H202ZM229 67V66H228ZM227 67V68H228ZM236 67V66H235ZM53 68V67H52ZM66 68V67H65ZM210 68V67H209ZM221 68V67H220ZM226 68V69H227ZM9 69V68H8ZM213 69H214V67H213ZM217 69H219L218 67H217ZM221 69H224V66H223V68H221ZM229 69V68H228ZM227 69V70H228ZM60 70V69H59ZM64 70V69H63ZM150 71V73H149V75L147 74V72L146 71ZM198 70H199V72H198ZM230 70V69H229ZM10 71V70H9ZM53 71V70H52ZM51 71V72H52ZM146 73H145V72ZM208 71H211V70H209L208 69ZM221 71H223V70H221ZM225 72H227L226 70H225ZM229 72H231V74H232V71H229ZM234 72H235V68H234ZM262 72V71H261ZM214 73V72H213ZM219 73V72H218ZM12 74H14V73H12ZM53 74V73H52ZM211 74V73H210ZM227 73H225V75H226ZM228 74H230V73H228ZM4 75V74H3ZM50 75H51V73H50ZM62 75V74H61ZM212 75V74H211ZM264 75V74H263ZM5 77H7V76H9V74L6 76V75H4ZM214 76V75H213ZM259 76V75H258ZM10 77V76H9ZM17 77V76H16ZM208 77H209V79H210V75H208ZM220 77V76H219ZM222 77V76H221ZM224 77H226V76H224ZM260 77H262V75L260 76ZM10 78H12V77H10ZM46 78V77H45ZM133 79L132 80V82H130L131 80H127V79ZM213 78V77H212ZM234 78V79H233ZM263 78V77H262ZM14 79V78H13ZM201 79V80H202ZM214 79H216V77H214ZM226 79V78H225ZM12 80V79H11ZM17 80V79H16ZM47 80V79H46ZM60 80H57V81H60ZM135 80V81H134ZM200 79H199V81H201ZM227 80V79H226ZM228 80V81H229ZM259 80V79H258ZM10 81V79L7 77V79H5V78H3V76H1L0 77V117L1 118H3V116L4 117H8V116H10V115H12L13 117H14V114L15 113H18V112H21V111H19L18 110V106L17 105H19V103L21 104V100H19L20 99V95L19 96H17L15 99H14V104H11L12 106H10V104H8V107L7 106H5L6 104H5V99L6 98H9L8 96H10L6 91H7V88H8V84H10V83H8ZM48 81V80H47ZM60 81V82H61ZM133 81H134V83H133ZM210 81H211V79H210ZM254 81V80H253ZM260 81V80H259ZM258 81V82H259ZM13 82V80L11 81V83ZM39 82V81H38ZM54 82V83H53ZM204 81H202L201 83H203ZM216 82V80H214V82L213 83H215ZM221 82V81H220ZM255 82V81H254ZM253 82V83H254ZM257 82V81H256ZM261 82V81H260ZM64 83V84H63ZM131 83V84H130ZM262 83V82H261ZM30 84V83H29ZM32 84H34V83H32ZM32 84H31V86H32ZM199 84V83H198ZM203 84H205V83H203ZM223 84V83H222ZM211 85V84H210ZM243 85H244V87H243ZM35 86H37V84L35 85ZM34 86V87H35ZM97 86V87H96ZM207 86H208V84H207ZM211 86H213V87H210V88H207V87H205L206 89H205V92L208 90V89H210V91L208 90V92H214L213 91V89H214V86H215V84L214 85H211ZM217 86V85H216ZM250 86H252L251 84L248 86L249 88H250ZM257 86V85H256ZM17 87H18V85H17ZM25 87V86H24ZM27 87V86H26ZM95 87V88H94ZM101 88L102 89V91H103V88L105 89V88H107L108 89V92H106V91H104V92H98V93H93V90L94 89H97V88ZM202 87V86H201ZM200 87V88H201ZM226 87H228V86H226ZM229 87H230V85H229ZM228 87V88H229ZM232 87V88H233ZM237 87H238V85H237ZM236 87V88H237ZM260 87V89H261V86H259ZM187 88H190V89H187ZM198 88H199V86H198ZM197 88V89H198ZM213 88V89H212ZM220 88V87H219ZM231 88V89H232ZM239 88V89H240ZM247 88V87H246ZM248 88V90H250ZM253 88V87H252ZM31 89V88H30ZM35 89V88H34ZM203 89H204V87H203ZM203 89H201V90H203ZM221 89V88H220ZM254 89H256V87L254 88ZM264 89V88H263ZM62 90V92L61 93H59L60 91ZM79 90V91H78ZM110 90V91H109ZM186 90H187V93H186ZM188 90L190 91L189 93H191V94H188ZM216 90H218L217 88H216ZM224 90V89H223ZM247 90V89H246ZM245 90V91H246ZM258 90H259V88H258ZM19 91V90H18ZM74 91H75V93L76 92H79V95H77V96H72L73 94L72 93H74ZM99 91V90H98ZM196 91V90H195ZM204 91V90H203ZM202 91V92H203ZM224 91H226V89L224 90ZM228 91V90H227ZM252 91V90H251ZM9 92V91H8ZM56 92V93H55ZM184 92H185V94H184ZM197 92V91H196ZM205 92H203V93H205ZM211 92V93H212ZM231 92V91H230ZM54 93V94H53ZM210 93V94H211ZM245 93V92H244ZM262 93H264V92H262ZM5 94H7L6 96H5ZM53 94V95H52ZM72 94V95H71ZM77 94V93H76ZM206 95L208 94V93H205ZM209 94V95H210ZM221 94V93H220ZM247 94V93H246ZM14 95V94H13ZM13 95L11 94V97L13 98ZM203 95V94H202ZM245 95V94H244ZM214 96H216V97H218L217 96V94L216 95H214ZM226 96V95H225ZM229 96V95H228ZM231 96V95H230ZM237 95H235V97H236ZM246 97L248 96V95H245ZM15 97V96H14ZM30 97V98H29ZM204 97V96H203ZM227 97V96H226ZM233 97H234V95H233ZM240 97H242L241 95H240ZM239 97V98H240ZM262 97V96H261ZM209 97L207 96V99H208ZM220 98H221V95H220ZM237 98V97H236ZM243 98H245L244 96H243ZM251 97L249 96V99H250ZM19 101H18V100ZM191 99V101H189ZM194 99V100H193ZM206 99V100H207ZM212 99V98H211ZM210 99V100H211ZM26 100V101H27ZM35 100V101H34ZM193 100V101H192ZM209 100V101H210ZM229 100L230 99H228V101L227 102H229ZM232 100V99H231ZM233 100H235V99H233ZM246 100V99H245ZM247 100H248V98H247ZM251 100V102H252V100L253 101H255L256 102V98H252V99H250ZM263 100H264V97H263ZM16 101H18V102H16ZM25 101V100H24ZM29 101V100H28ZM65 101V102H64ZM108 101L109 100H107V103H108ZM109 101V103H111ZM113 101V103H115ZM214 101V100H213ZM219 102H221L220 100H218ZM240 101H241V99H240ZM30 102H32V101H30ZM189 102L191 103V104H189ZM207 102V101H206ZM211 102V101H210ZM223 103H224V101H222ZM236 102V101H235ZM249 102V101H248ZM251 102H249V104L251 103ZM254 102V103H255ZM9 103H11V102H9ZM13 103V102H12ZM15 103H16V105H15ZM47 103V104H46ZM108 103V104H109ZM122 103V104H123ZM226 103V102H225ZM237 104H238V102H236ZM241 103V102H240ZM239 103V105H241V104H243V103H241L240 104ZM44 104L45 105H48V107H47V109L49 110V111H47V109H46V107L43 109L42 108V106H44ZM140 104H143V106L141 107L140 106ZM211 104H213L212 102H211ZM211 104H209V107H210V105ZM215 104L217 105V103H216V100H215V103H214V106H215ZM219 104V103H218ZM227 104V103H226ZM235 104V103H234ZM257 104V102L255 103V105ZM32 105V104H31ZM50 105V106H49ZM66 105V104H65ZM80 105V106H81ZM102 105V106H101ZM222 105V104H221ZM236 105V104H235ZM244 105V104H243ZM254 105V104H253ZM19 106H22V105H19ZM33 106V107H34ZM115 106V105H114ZM223 106V105H222ZM231 106H233V104H231ZM230 106V107H231ZM237 107H238V105H236ZM235 106V107H236ZM251 106L252 105H250L249 107L251 108ZM8 108V110H5V108ZM31 107V106H30ZM29 107V108H30ZM65 107V106H64ZM63 107V108H64ZM148 107H151L152 108V111H153V109H155L154 110V112H152V114L150 115V113H149V111H148ZM200 107V106H199ZM204 107V106H203ZM213 107V106H212ZM221 107V106H220ZM229 107V108H230ZM239 107H241V106H239ZM243 107V106H242ZM245 107V106H244ZM242 108V109H245V108ZM254 107H260V105L258 104V105H256V106H254ZM263 107H264V105H263ZM263 107L261 106V108L263 109ZM21 107H19V109H20ZM52 108V109H51ZM121 108V107H120ZM189 108V109H188ZM191 108V109H190ZM205 108V107H204ZM211 108V107H210ZM217 108V107H216ZM223 108V107H222ZM260 108V109H261ZM43 109V110H42ZM79 109H80V107H79ZM90 109V110H89ZM117 109V108H116ZM195 109V110H194ZM211 109H213V111H214V107L213 108H211ZM259 109V108H258ZM259 109V110H260ZM17 110H18V112H17ZM44 110H46L48 113H46ZM144 110V111H143ZM234 110V109H233ZM239 110H241V109H239ZM245 110H247V109H245ZM245 110H244V113H245ZM253 110H254V108H253ZM35 111V110H34ZM57 111V110H56ZM66 111V110H65ZM114 111V110H113ZM119 111V110H118ZM122 111V110H121ZM200 111V110H199ZM204 111V110H203ZM217 111V110H216ZM222 111H223V109H222ZM229 110L227 109V111L226 112H228ZM236 111H238V110H236ZM262 111V110H261ZM25 112V111H24ZM55 111L53 110V113H54ZM62 112V111H61ZM74 112H77V113H79L78 112V110H75V111H73V113ZM116 112H117V110H116ZM196 112V113H197ZM205 112V111H204ZM221 111H219L217 114L220 116V113ZM224 112V111H223ZM230 112H231V110H230ZM242 112V111H241ZM248 112V111H247ZM252 112H254V114L256 115V113H255V111H252L251 110V113ZM258 112H260V111H258ZM263 112H264V110H263ZM36 113V114H37ZM56 113V112H55ZM206 113H208V112H206ZM225 113V112H224ZM240 113V112H239ZM50 114H51V112H50ZM57 114V113H56ZM90 114V113H89ZM96 114V113H95ZM108 114V113H107ZM121 114V113H120ZM124 114H126V113H124ZM216 114V116H218ZM226 114V113H225ZM228 114V113H227ZM231 114V113H230ZM235 114V113H234ZM258 114V113H257ZM260 114H261V112H260ZM263 114V113H262ZM261 114V115H262ZM19 114H17V116H18ZM21 115V114H20ZM65 115V114H64ZM86 115V114H85ZM88 115V114H87ZM93 115V114H92ZM110 115V114H109ZM150 115V116H149ZM159 115H157V116H159ZM200 115H202L203 116V114H200ZM210 115V114H209ZM237 115V114H236ZM260 115V116H261ZM11 116V117H12ZM15 116H16V114H15ZM16 116V117H17ZM42 116V115H41ZM122 116V115H121ZM149 116V117H148ZM155 116V117H154ZM212 116H214V112H213V115ZM218 116V117H219ZM241 116H242V114H241ZM251 116V115H250ZM262 116H264V114L262 115ZM15 117V118H16ZM19 117V116H18ZM22 118H23V116H21ZM88 117H89V115H88ZM98 117V116H97ZM201 117V116H200ZM199 117V118H200ZM204 117H205V115H204ZM204 117L202 118V120L206 123V118L208 117V115H207V117L205 118V120H204ZM222 117H224L223 115H222ZM234 117H236V116H234ZM247 117V116H246ZM245 117V118H246ZM256 117H257V115H256ZM255 117V118H256ZM259 117V116H258ZM85 118H87V116H85ZM121 118H123V117H121ZM126 118V117H125ZM153 118V119H152ZM213 118H215V117H213ZM229 118V117H228ZM248 118V117H247ZM254 118V117H253ZM260 118V117H259ZM259 118H257V119H259ZM264 118V117H263ZM39 119H41V118H39ZM210 119V118H209ZM219 119V118H218ZM221 119V118H220ZM219 119V120H220ZM225 119H226V117H225ZM230 119V118H229ZM228 119V120H229ZM232 119V118H231ZM235 119V118H234ZM243 119H244V116H243ZM21 120V119H20ZM34 120V119H33ZM187 121L186 122V124H182V123H184L185 121ZM193 120H194V117H192V124H193ZM196 120V119H195ZM201 120V119H200ZM200 120H197V122L198 121H200ZM215 120V119H214ZM246 120V119H245ZM244 120V121H245ZM248 120H249V118H248ZM256 120V119H255ZM18 121H19V119H18ZM22 121V120H21ZM20 121V122H21ZM40 121V120H39ZM44 121V120H43ZM57 121V120H56ZM134 121H136V120H134ZM134 121L132 122L133 124H135L134 123ZM154 121V122H155ZM184 121V122H183ZM211 121H213V120H211ZM211 121H209V123H211ZM226 121V120H225ZM230 121V120H229ZM247 121V120H246ZM252 121H253V119H252ZM13 122V121H12ZM35 122V121H34ZM55 122V121H54ZM130 122V121H129ZM155 122V123H156ZM190 123H191V120L189 121ZM201 123H202V121H200ZM199 122V123H200ZM220 122H221V120H220ZM228 122V121H227ZM241 122H243L242 120H241ZM254 122V121H253ZM258 122V121H257ZM30 123V122H29ZM42 123V122H41ZM124 123V122H123ZM138 123V122H137ZM136 123V124H137ZM155 123H154V125H155ZM199 123H196V124H198V126L199 125H202V124H199ZM205 123L203 124V125H205ZM213 123H214V121H213ZM222 123V122H221ZM10 124V123H9ZM17 124H21V123H11L10 125H13L12 126V128L11 127H9V128H11V130H14V131H17V132H20V131H18L17 129H15V127H17L16 125ZM24 124V123H23ZM36 124V123H35ZM132 124V125H133ZM157 124V123H156ZM206 124H208V123H206ZM223 124V123H222ZM221 124V125H222ZM242 124V123H241ZM22 125V124H21ZM186 125V126H187ZM190 125V124H189ZM225 125V124H224ZM239 125H240V123H239ZM242 125H244V124H242ZM15 126V127H14ZM135 126V125H134ZM134 126H131V129L134 131L135 130V127ZM153 126V125H152ZM151 126V127H152ZM195 126V125H194ZM194 126L192 127V125H191V127H192V129L194 128ZM197 126V125H196ZM208 126V125H207ZM229 126V125H228ZM227 126V127H228ZM258 126H259V124H258ZM262 126V125H261ZM134 129H133V128ZM148 127V126H147ZM183 127V128H182ZM189 127V126H188ZM199 127H201V126H199ZM204 127H206V126H204ZM210 127H211V125H210ZM209 127V128H210ZM241 127H243V126H241ZM246 127H247V122H246ZM249 127H251V126H249ZM21 128L23 129V128H25V127H23V125L21 126ZM27 128V127H26ZM32 128V127H31ZM93 128V127H92ZM136 128H138V127H136ZM154 128V127H153ZM158 128V127H157ZM208 127H206V129H207ZM264 128V127H263ZM29 129V128H28ZM34 129V128H33ZM71 129V128H70ZM152 129V128H151ZM185 129H186V127H185ZM200 129V128H199ZM230 129H231V127H230ZM238 129V128H237ZM240 129V128H239ZM249 129V128H248ZM258 129V128H257ZM10 129L8 130V131H10L9 133L8 132H5V135H11V131ZM54 130H56V129H54ZM78 130H80V129H78ZM138 130V129H137ZM154 130V129H153ZM190 130V129H189ZM188 130V131H189ZM194 130V129H193ZM196 130V129H195ZM210 130H211V128H210ZM1 131V130H0ZM7 131V130H6ZM22 131V130H21ZM31 130H29V132H30ZM139 131V130H138ZM146 131V130H145ZM144 131V132H145ZM186 131V130H185ZM199 131V130H198ZM207 131V130H206ZM240 131V130H239ZM243 131H244V129H243ZM3 132V131H2ZM33 132V131H32ZM81 132V131H80ZM83 132V131H82ZM179 132V133H178ZM195 132V131H194ZM193 132V133H194ZM200 132V131H199ZM211 132V131H210ZM238 132V131H237ZM242 132V131H241ZM240 132V133H241ZM247 132V131H246ZM256 132V131H255ZM258 132V131H257ZM7 133V134H6ZM14 133V132H13ZM16 133V132H15ZM15 133H14V135H15ZM25 133H27V131L25 132ZM36 133V132H35ZM52 130H51V135H52ZM55 133V132H54ZM54 133H53V135H54ZM90 133H93V132H90ZM185 133V132H184ZM230 133V132H229ZM229 133H227V135H229ZM239 133V134H240ZM248 133H250V131L248 132ZM22 133H20V135H21ZM30 135L31 134H33V133H29ZM29 134H28V136H29ZM44 134V133H43ZM84 134L86 135V133L84 132ZM180 136H179V135ZM202 134V133H201ZM205 135H206V133H204ZM210 134V133H209ZM208 134V135H209ZM231 134V133H230ZM238 134V133H237ZM247 134V133H246ZM245 134V135H246ZM255 134V133H254ZM257 134V133H256ZM255 134V135H256ZM17 135V134H16ZM34 135H36V134H34ZM31 136V138H29L30 140L29 141H27L26 143H25V141L24 142H22L21 140L23 139H20L19 137L17 138V136H16V142L17 143H19V145L17 146V144H16V142H15V140H14V136H12L13 137V140H14V142H13V140H11V138L9 137V136H2L3 138H4V140H3V142H2V140H1V142H0V192H3V190L6 192L5 194L7 195H5V194H3V197H5L4 199H5V201L3 200V198L2 197H0V200H1V198H2V200H3V202L2 201H0V206L1 205H6L7 207H8V205L9 206H13V203L18 199L19 200V202H20V200H21V203L24 201L23 199H21L22 198V196H26V195H28L29 193L31 194V193H33V192H30L31 190H32V188H33V185L35 186V188H36V190L37 189H39V192L40 191H42L41 190V188L43 189V191H44V189H45V191L47 190V188L45 187L46 185L45 184H42L43 185V187H40V186H37V185H41L40 183H37V184H34V183H36V182H39L42 178L44 179V175H45V179H47V181H48V183L49 182H51V181H49L48 180V177H50V176H46V175H49L50 174V172H52L53 170H50V172H49V169L48 168H46L45 169V164H47V165H52L50 162H49V160H47V159H45V155H44V151H45V153H46V151H48L49 152V150H51L52 148H53V146L52 145H54L55 143H56V145L58 146H54L55 148H54V152L56 151V150H58L60 147L59 146H63V147H61V148H63V150H64V145L61 143V142H55L54 144H51L50 142H51V140L50 139H52L53 138V136H52V138H50V139H48L47 137H49L48 135H46L45 134V136L43 137L42 136V134H40L41 135V137L43 138V143L42 144H44V146H45V143H44V140H45V142H46V139H47V143H48V141H50L49 143H48V145H51L52 147L51 148H46V150H45V148H43L44 150H42L43 151V156H44V158L40 155V153H39V155L38 154H35V149H37V147H38V145H40V143L38 142L39 140L41 141V139H39L38 138V135L37 136ZM39 135V136H40ZM50 135V134H49ZM51 135H50V137H51ZM56 136H57V134H55ZM82 135H83V133H82ZM139 135V134H138ZM147 135V134H146ZM194 135V134H193ZM254 135V136H255ZM1 136V135H0ZM24 136H26V134L24 135ZM23 136V137H24ZM75 136V135H74ZM88 136V135H87ZM187 136H190V135H187ZM186 136V137H187ZM207 136V135H206ZM211 136V135H210ZM240 136V135H239ZM241 136L243 137V135L241 134ZM258 136V135H257ZM30 137V136H29ZM46 137V138H45ZM80 137V139H76V140H78V142L79 141H82V143H83V140H85V139H83L82 140V137L84 138V135L83 136H79ZM86 137V136H85ZM107 137V136H106ZM193 137V136H192ZM196 136H194L193 138H195ZM205 137V136H204ZM248 137V136H247ZM259 137V136H258ZM260 137H261V135H260ZM2 138V139H3ZM27 138V137H26ZM100 138V137H99ZM183 138H185L184 136H183ZM190 138V137H189ZM208 138H209V136H208ZM244 138V137H243ZM19 139V140H18ZM24 139H25V137H24ZM39 139V140H38ZM104 139V138H103ZM102 139V140H103ZM157 139V138H156ZM161 139V138H160ZM196 139V138H195ZM212 139V138H211ZM211 139L209 140L210 142H211ZM255 139H256V137H255ZM259 139V138H258ZM262 139V138H261ZM134 140V139H133ZM185 140V139H184ZM189 140V139H188ZM192 140V139H191ZM199 140V139H198ZM226 140V139H225ZM90 141H91V139H90ZM99 141V140H98ZM142 141V140H141ZM163 141V140H162ZM193 141V140H192ZM204 141V140H203ZM209 141H207V142H209ZM213 141V140H212ZM227 141V140H226ZM232 141H233V139H232ZM242 141H244V140H242ZM12 142V143H11ZM52 142H54V140L52 141ZM72 142V141H71ZM85 142V141H84ZM94 142H96V140L94 141ZM186 142V141H185ZM250 142V141H249ZM252 142V141H251ZM17 146L16 148H14L15 147V145ZM38 143V144H37ZM186 143H191V142H186ZM203 143V142H202ZM237 143V142H236ZM239 143H242L241 142V140H239ZM248 143V142H247ZM255 143V142H254ZM14 146H13V145ZM36 144H37V147H36ZM67 144V143H66ZM137 144V143H136ZM212 144V143H211ZM47 145V144H46ZM91 145V144H90ZM94 145V144H93ZM92 145V146H93ZM196 145V144H195ZM200 145H202V144H200ZM96 146V145H95ZM235 146V145H234ZM238 146H239V144H238ZM242 146V145H241ZM241 146L239 147V148H241ZM247 146V145H246ZM250 146V145H249ZM249 146H248V148H249ZM40 147V149H37L38 151H41V146H39ZM38 147V148H39ZM43 147V146H42ZM83 147V146H82ZM104 147V146H103ZM186 147V148H185ZM205 147V146H204ZM208 147V146H207ZM58 148V149H57ZM60 148V149H61ZM72 148V147H71ZM94 148V147H93ZM107 148V147H106ZM200 148V147H199ZM228 148V147H227ZM251 148V147H250ZM14 149H16V150H14ZM56 149V150H55ZM98 149H100V148H98ZM97 148H96V150H98ZM184 149V150H183ZM190 149H191V147H190ZM192 149H194V148H192ZM201 149V148H200ZM230 149V148H229ZM236 149H238V148H236ZM253 149V148H252ZM261 149V148H260ZM13 150V152H17L16 154H18L17 156H19L20 157V160H23L25 157V155H26V158H28L29 156V154H31V158H30V163L28 162V163H26V166H25V163H24V166L26 167L25 169L27 170V173L28 174H31L30 175V177L32 178L31 179V182L29 181V182H27L26 180H25V176H24V178H23V176L21 177V174H18V173H16V172H18V170H16L14 167V165L12 164V163H9L10 161V159L12 158L11 156V154L12 153H10L11 151ZM35 150V151H34ZM66 150V149H65ZM73 150V149H72ZM93 150H95V149H93ZM196 150V149H195ZM241 150V149H240ZM247 150H249V149H247ZM263 150V149H262ZM37 151V152H38ZM53 150H51L50 151V153L52 152ZM67 151V150H66ZM104 151V150H103ZM180 151V152H179ZM193 151V150H192ZM191 150L189 151V153H191L192 152ZM239 151V150H238ZM58 152H60V151H58ZM57 152V153H58ZM72 152V151H71ZM93 152V151H92ZM98 152H99V150H98ZM161 152H163V150L161 151ZM203 152V151H202ZM245 152H246V150H245ZM14 153V154H15ZM42 153V152H41ZM74 153V152H73ZM105 153V152H104ZM150 153V152H149ZM160 153V152H159ZM189 153L187 154V152L185 153V155L187 156V155H189ZM199 153V152H198ZM34 156H33V155ZM48 154V153H47ZM99 154H100V152H99ZM101 154H103V153H101ZM156 154H158V151H157V153ZM164 154V153H163ZM192 155H196V153L195 154H193V152L191 153ZM201 154V153H200ZM203 154V153H202ZM201 154V155H202ZM250 154V153H249ZM261 154V153H260ZM50 155V154H49ZM48 155V156H49ZM51 155H52V153H51ZM54 155V154H53ZM98 155V154H97ZM104 155V154H103ZM102 155V156H103ZM109 156H110V154H108ZM230 155V154H229ZM28 156V157H27ZM60 156V155H59ZM74 156V155H73ZM101 156V155H100ZM156 156V155H155ZM185 156V157H186ZM198 156V155H197ZM231 156V155H230ZM10 157V158H9ZM18 157V158H19ZM62 157H63V155H62ZM98 157V156H97ZM105 157V156H104ZM104 157H102L103 159H104ZM151 157H153V156H151ZM156 157H158V156H156ZM191 157V156H190ZM190 157H188V158H190ZM194 157V156H193ZM199 157H201V156H199ZM198 157V158H199ZM247 157V156H246ZM259 157V156H258ZM261 157V156H260ZM263 157V156H262ZM17 158V157H16ZM25 158V159H26ZM48 158V157H47ZM50 158V157H49ZM55 158H56V156H55ZM59 158V157H58ZM155 158V157H154ZM196 158V157H195ZM238 158V157H237ZM24 159V160H25ZM61 159V158H60ZM64 159H66V158H64ZM69 159V158H68ZM76 159V158H75ZM92 159V158H91ZM94 159V158H93ZM92 159V160H93ZM98 159V158H97ZM102 159V160H103ZM148 160H149V158H147ZM228 159V158H227ZM236 159V158H235ZM252 159V158H251ZM250 159V160H251ZM13 160V159H12ZM11 160V161H12ZM17 160V159H16ZM19 160V161H20ZM23 160V161H24ZM56 160V159H55ZM91 160V161H92ZM99 161H100V158L98 159ZM233 160V159H232ZM237 160H240V159H237ZM22 161V162H23ZM50 161H52V160H50ZM88 161V160H87ZM90 161V162H91ZM93 161H96V160H93ZM93 161L91 162V163H93ZM98 161V162H99ZM104 161V160H103ZM192 161H193V159H192ZM198 161V160H197ZM196 161V159H195V161H194V163H196L197 162ZM229 161V160H228ZM231 161V160H230ZM235 161V160H234ZM233 161V162H234ZM18 162V161H17ZM48 162V163H47ZM65 162V161H64ZM63 162V163H64ZM68 162H69V160H68ZM97 162V161H96ZM145 162V161H144ZM143 162V163H144ZM191 162V161H190ZM189 162V163H190ZM244 162V161H243ZM243 162H241V163H243ZM254 162V161H253ZM20 163V162H19ZM50 163V164H49ZM73 163V162H72ZM72 163H71V165H72ZM88 163H89V161H88ZM95 163V162H94ZM93 163V164H94ZM141 163H142V160H141ZM240 163V162H239ZM240 163V166L242 165ZM10 164H12V165H10ZM22 164V163H21ZM28 164V165H27ZM74 164V163H73ZM86 164H87V162H86ZM200 164V163H199ZM227 164V163H226ZM234 164V163H233ZM233 164H231V166H233ZM44 166V168L42 169V166ZM47 165H46V167H47ZM70 165V166H71ZM75 166H76V164H74ZM73 165V166H74ZM88 165V164H87ZM99 165V164H98ZM101 165H102V163H101ZM191 165H195V164H191L190 163V166ZM29 166V167H28ZM31 166V167H30ZM50 166H48V167H50ZM56 166V165H55ZM55 166H53V167H55ZM238 166V165H237ZM237 166H235V167H237ZM16 167H18L17 165H16ZM67 167V166H66ZM72 167V166H71ZM180 167V169L182 170V168ZM184 167V166H183ZM193 167V166H192ZM21 168V167H20ZM41 168V172H39L38 170ZM68 168V167H67ZM67 168H66V170H67ZM190 168V167H189ZM189 168H188V170H189ZM201 169H203L202 167H200ZM226 168H227V166H226ZM238 168H239V166H238ZM238 168H236V171H237V173H238ZM38 169V170H37ZM47 169H48V171H47ZM55 169V168H54ZM60 169V168H59ZM59 169H58V171H59ZM62 169V168H61ZM74 169V168H73ZM72 169V170H73ZM76 169V168H75ZM80 169V168H79ZM144 169V168H143ZM148 169V168H147ZM155 169H153V170H155ZM16 170V171H15ZM23 170V169H22ZM21 170V171H22ZM35 170H37V171H35ZM43 170V171H42ZM47 171V174H44L46 171ZM57 170V169H56ZM71 170V171H72ZM81 170V169H80ZM149 170V169H148ZM187 170V171H188ZM228 170V169H227ZM227 170H226V172H227ZM245 170H247L246 171V173H245ZM55 171V170H54ZM65 171V170H64ZM74 171V170H73ZM72 171V172H73ZM78 171V170H77ZM157 171V170H156ZM166 171V172H165ZM178 171V172H177ZM230 171L232 172V170L230 169ZM23 172V171H22ZM21 172V173H22ZM49 172V173H48ZM57 172V171H56ZM62 172V171H61ZM60 172V173H61ZM67 172H70V170L68 171L67 170ZM76 172V171H75ZM200 172V171H199ZM202 172V171H201ZM223 173L222 174H224V172H225V170H223L222 171ZM20 173V172H19ZM24 173V172H23ZM22 173V174H23ZM26 173V172H25ZM24 173V174H25ZM54 173V172H53ZM74 173V172H73ZM81 173V172H80ZM147 173V172H146ZM158 173V172H157ZM185 173H187L188 174V172H186V169H185ZM229 173V171L227 172V174ZM247 174V175H245V174ZM252 173V172H251ZM66 174V173H65ZM72 174V173H71ZM77 174V173H76ZM175 174H177L176 176H175ZM183 174H184V172H183ZM194 174V173H193ZM226 174V173H225ZM231 174V173H230ZM67 175H69L68 173H67ZM75 175V174H74ZM156 175V176H155ZM180 175H182L181 173H180ZM249 175V176H248ZM29 176V175H28ZM52 176V175H51ZM59 176V175H58ZM71 177H69V179H71L72 177H73V174L72 175H70ZM75 176H77V175H75ZM92 176V175H91ZM143 176V175H142ZM148 176V180H149V176H150V174L149 175H147ZM152 176V175H151ZM191 176H192V174H191ZM225 176V175H224ZM234 176V175H233ZM27 177V176H26ZM55 177V176H54ZM141 177V176H140ZM177 178V180H176V178ZM190 176H188L187 178H189ZM231 177V176H230ZM254 178V180L252 181V179ZM68 178V177H67ZM74 178V177H73ZM80 178V177H79ZM81 178H82V175H81ZM91 178V177H90ZM89 178V179H90ZM222 179V181H224L223 180V176L221 177ZM227 178H229V177H227ZM50 179V178H49ZM52 179H53V177H52ZM52 179H50V180H52ZM76 179H77V177H76ZM146 179V178H145ZM195 179V178H194ZM231 179H232V177H231ZM24 180L26 181V182H24ZM57 180V179H56ZM73 180V179H72ZM81 180V179H80ZM91 180V179H90ZM169 180V181H168ZM225 180H226V178H225ZM16 183H14V182ZM146 181V180H145ZM166 181H168V183L166 182ZM174 182V184H176V188L177 189H175V191L173 190V192H174V195H169L168 197L166 196V197H162L161 196V194L159 193V192H161L162 194H163V190L166 188V186H167V184L169 185V182ZM177 181V182H176ZM186 181H188V179H186ZM190 181V180H189ZM230 181V180H229ZM250 181H252V183L250 182ZM150 183L152 182V181H149ZM176 182V183H175ZM231 182V181H230ZM252 184V187L250 186V183ZM167 183V184H166ZM206 183V184H205ZM225 182H223L222 184L223 185H226V184H224ZM4 185V186H1V185ZM49 184H51V183H49ZM152 184V185H153ZM183 184H187V183H184L183 182ZM182 184V185H183ZM190 184V183H189ZM201 184V185H200ZM205 184V185H204ZM213 184V185H212ZM220 184H221V182H220ZM41 185V186H42ZM45 185V186H44ZM52 185H53V183H52ZM60 185V184H59ZM62 185V184H61ZM219 185V184H218ZM218 185H217V187H216V184H215V186L214 187H216V189L218 188ZM232 185V184H231ZM37 186V187H36ZM50 185H47V187H49ZM54 186V185H53ZM87 186V185H86ZM170 186V188H171V185H169ZM172 186H173V184H172ZM175 186V185H174ZM192 186V185H191ZM193 186V187H194ZM249 186H250V189L252 188V190L250 191V189H249ZM78 187V186H77ZM35 188H33L34 190H35ZM59 188H60V186H59ZM175 188V187H174ZM179 188V189H178ZM183 188H184V186H183ZM186 188V187H185ZM205 188H207V189H205ZM52 190V188H49V190ZM78 189H79V187H78ZM84 189V188H83ZM167 189V188H166ZM199 190L198 192L196 191V190ZM68 190V189H67ZM75 190H77L76 188H75ZM158 190V195H155L156 193H154V192H156ZM169 190V189H168ZM171 190V189H170ZM179 190V191H178ZM186 190V189H185ZM187 190H189V192H190V189L188 188ZM186 190V191H187ZM192 190V189H191ZM215 190V191H214ZM220 190V189H219ZM33 191V190H32ZM79 191V190H78ZM194 191V190H193ZM37 192V191H36ZM64 192H65V190H64ZM168 192V191H167ZM170 192V191H169ZM185 192V191H184ZM188 192V191H187ZM49 193V192H48ZM53 193V192H52ZM72 193V192H71ZM77 193V192H76ZM166 193V192H165ZM196 193V194H195ZM2 194V193H1ZM0 194V195H1ZM29 194V195H30ZM33 194H35V193H33ZM40 194V193H39ZM42 194V193H41ZM44 194V193H43ZM58 194V193H57ZM60 194H61V192H60ZM80 194V193H79ZM192 194H193V192H192ZM5 195V196H4ZM9 195V196H8ZM32 195V194H31ZM30 195V196H31ZM45 196H47L46 194H44ZM75 195V194H74ZM51 196V195H50ZM67 196V195H66ZM71 196H72V194H71ZM165 196V195H164ZM177 196V197H176ZM186 196H189L188 194H186ZM34 197V196H33ZM41 197V196H40ZM61 197V196H60ZM183 197H185L184 195H183ZM183 197H182V199H183ZM191 197V196H190ZM192 197V198H193ZM42 198V197H41ZM44 198V200H45V197H43ZM194 198V199H195ZM25 199V198H24ZM33 199V198H32ZM194 199H191V201L192 200H194ZM25 200H28V199H25ZM46 200H48V199H46ZM186 200V199H185ZM50 201V200H49ZM94 201V200H93ZM113 201V200H112ZM181 201V200H180ZM30 202V201H29ZM138 202V203H137ZM184 202V201H183ZM3 203H5V204H3ZM16 203V202H15ZM14 203V204H15ZM18 203V202H17ZM16 203V204H17ZM24 203V202H23ZM32 203V202H31ZM48 203V202H47ZM95 203L98 205L99 203L98 202H96L95 201ZM140 203V204H141ZM181 203V202H180ZM180 203H179V205H180ZM35 204V203H34ZM37 204V203H36ZM51 204V203H50ZM50 204H48L49 206H50ZM134 204V203H133ZM132 204V205H133ZM47 205V206H48ZM106 205V204H105ZM105 205L103 204V206H102V210H104L103 208L105 207ZM135 205V206H136ZM182 205V204H181ZM186 205V204H185ZM11 206V207H12ZM42 206H46V205H42ZM41 206V207H42ZM138 206H139V204H138ZM141 206H143V205H141ZM10 207V208H11ZM13 207H15V205L13 206ZM25 207V206H24ZM132 207H134V205L132 206ZM144 207H142L143 209H144ZM187 207V206H186ZM9 208V207H8ZM48 208H50V207H48ZM99 208V207H98ZM135 208V207H134ZM182 208V207H181ZM187 208H189V206L187 207ZM4 209V211H5V208H3ZM19 209V208H18ZM41 209V208H40ZM47 208L45 207V209H43V210H46ZM100 209V208H99ZM110 209V211H112L111 209L112 208H107V206H106V208H105V210L102 212V214L101 215H103L104 216V214L105 213H107V211L106 210H109ZM136 209V208H135ZM137 209H139L138 207H137ZM21 210V209H20ZM19 210V214L20 213H22L21 211L22 210H24L25 211V209L24 208H22V210L20 211ZM35 210H37V209H35ZM42 210V209H41ZM96 210H97V208H96ZM101 210V211H102ZM146 210H144V211H146ZM183 210V209H182ZM2 211V210H1ZM28 211H31V210H28ZM49 211H50V209H49ZM10 212V211H9ZM99 211H97V213H98ZM112 212H114V211H112ZM184 212V211H183ZM8 213V212H7ZM6 213V214H7ZM15 213H16V211H15ZM47 213V212H46ZM50 213V212H49ZM143 213V212H142ZM141 213V214H142ZM6 214H5V212L4 213H2V212H0V228L1 227H3L4 226V221L6 222L7 220V216H6ZM19 214H17V215H19ZM26 214V215H25ZM37 214H38V212L37 213H34V211L32 212V216L33 217H35V218H37L36 216H37ZM39 214H40V212H39ZM225 214H226V216H225ZM8 215V214H7ZM13 215H14V213H13ZM35 215V216H34ZM95 215V214H94ZM100 215V214H99ZM106 215V214H105ZM143 215V214H142ZM148 215V216H149ZM15 216V215H14ZM147 216V215H146ZM147 216V217H148ZM20 217V216H19ZM29 217H31V215H29L28 216V214H27V211H25V212H23V215H22V219H27V218H29ZM40 217V216H39ZM96 217H97V215H96ZM108 217L109 216H105V218H107L108 219ZM32 218V217H31ZM65 218V217H64ZM80 218V217H79ZM91 219H92V217H90ZM95 218V217H94ZM94 218H93V221H94ZM102 218L104 219V217H101L100 219L102 220ZM152 218H150V219H152ZM11 219V218H10ZM14 219V218H13ZM30 219V218H29ZM29 219L27 220V221H29ZM39 219H41V218H39ZM47 219V218H46ZM45 219V220H46ZM61 219H63V218H61ZM98 219H99V216H98ZM97 219V220H98ZM99 219V220H100ZM12 220V219H11ZM31 220V219H30ZM36 219H34V221H35ZM43 220V219H42ZM66 220V219H65ZM96 220V219H95ZM98 220V221H99ZM109 220V219H108ZM149 220V219H148ZM32 221V220H31ZM44 221V220H43ZM63 221V220H62ZM79 221V220H78ZM77 221V222H78ZM87 221V220H86ZM92 221V222H93ZM97 221V222H98ZM12 222V221H11ZM36 222V221H35ZM80 222H83V221H81V219H80ZM87 222H89V224H90V221L88 220ZM103 222V221H102ZM104 222L105 223H107L106 222V219L104 220ZM8 223V222H7ZM25 223H27L28 224V222H25ZM95 223V222H94ZM104 223V224H105ZM153 223H155L154 221L152 222V224ZM44 224V223H43ZM46 224V223H45ZM44 224V225H45ZM59 224V223H58ZM80 224V225H79ZM89 224H85V225H87V226H89ZM96 224V223H95ZM108 224H110V223H108ZM43 225V226H44ZM61 225V224H60ZM59 225V227L58 228H60V227H62V226H60ZM64 225H65V223H64ZM78 225L80 226V228H81V223H78ZM84 225V226H85ZM97 225V224H96ZM9 226V225H8ZM31 226V225H30ZM95 226V225H94ZM100 226V222H99V225H98V227ZM114 226V225H113ZM112 225H111V227H110V225L108 226L109 228H111L112 229V227H113ZM32 227V226H31ZM47 227V226H46ZM64 227V226H63ZM83 227V226H82ZM92 227V226H91ZM97 227V226H96ZM97 227V228H98ZM37 228V227H36ZM41 228V227H40ZM77 228H79V227H77ZM85 228V227H84ZM84 228H82V229H84ZM87 228V227H86ZM89 228V227H88ZM93 228V227H92ZM116 228V227H115ZM118 228L119 227H117L116 229L118 230ZM55 229V228H54ZM60 229H63V228H60ZM94 229V228H93ZM92 229V230H93ZM100 229V228H99ZM99 229H98V231H99ZM110 229V230H111ZM122 229V228H121ZM14 230V229H13ZM21 230V229H20ZM32 230V229H31ZM59 230V229H58ZM64 230H65V228H64ZM109 230V229H108ZM113 230V229H112ZM123 230V229H122ZM121 230V231H122ZM149 230V229H148ZM57 231V230H56ZM60 231V230H59ZM58 231V232H59ZM80 231H82L83 232V230H81L80 229ZM79 231V233H81ZM115 231V230H114ZM119 231H120V229L117 231V232H113L114 234H117V233H119ZM120 231V232H121ZM15 232V231H14ZM30 232V231H29ZM28 232V233H29ZM43 232H44V230H43ZM55 232V231H54ZM87 232V231H86ZM151 232H152V230H151ZM3 233V232H2ZM6 233V232H5ZM42 233V232H41ZM40 233V234H41ZM56 233V232H55ZM65 233V232H64ZM93 233V232H92ZM106 233V232H105ZM112 233V232H111ZM110 233V234H111ZM113 233H112V237H113ZM159 233V232H158ZM27 234V233H26ZM38 234V233H37ZM83 234V233H82ZM82 234H80V235H82ZM87 234V233H86ZM93 234H95L96 235V233L94 232ZM100 233L98 232V235H99ZM108 234H109V232H108ZM154 234H157V232L155 233V232H152V235L154 236ZM4 235V234H3ZM15 235V234H14ZM28 235V234H27ZM30 235V234H29ZM44 234H42V236H43ZM47 235V234H46ZM90 236H91V231H90V234H89ZM95 235H92L91 236V238H94V236ZM102 235H103V233H102ZM106 235V234H105ZM152 235H151V237H152ZM159 235V234H158ZM157 235V236H158ZM35 236V235H34ZM37 236V235H36ZM39 236L40 235H38V238H39ZM89 236V237H90ZM100 236V235H99ZM99 236H98V238H95L97 241H98V239H99ZM104 236V235H103ZM109 236H111V235H109ZM109 236H108V238H109ZM116 236H118V235H116ZM22 237V236H21ZM31 237V236H30ZM50 237V236H49ZM48 237V238H49ZM82 237H83V235H82ZM97 237V236H96ZM156 237V236H155ZM155 237H154V239H155ZM20 238V237H19ZM28 237L26 236V239H27ZM33 238H35V237H33ZM41 238V240L44 238V237H40ZM46 238H47V236H46ZM45 238V239H46ZM90 238V239H91ZM104 238V237H103ZM106 238H107V236H106ZM118 238V237H117ZM149 238V237H148ZM2 239V238H1ZM6 239V238H5ZM29 239V238H28ZM27 239V240H28ZM32 239V238H31ZM50 239V238H49ZM82 239V238H81ZM84 239H85V236H84ZM89 239V238H88ZM95 239H92V241L94 240L95 241ZM114 239H116L115 238V236H114ZM113 238H112V240H111V242H113V240H114ZM2 240H4V238L2 239ZM1 240V241H2ZM30 240V239H29ZM39 240V239H38ZM47 240V239H46ZM101 239H99V241H100ZM105 240V239H104ZM149 240V239H148ZM6 241H7V239H6ZM31 241V240H30ZM29 241V244L31 245V246H34V244H31V242ZM80 241V240H79ZM84 241H86V240H84ZM97 241H96V243L95 242H90V240H89V242L90 243H95V244H97L94 248H92L93 250L94 249H99L98 247H100L101 246V248H100V250H102V251H100V253H102L103 255L105 254V251L106 252H109V249L108 248H106V246L104 247V244H102V242H104L105 244H107V242H108V240L107 241H103V240H101L100 241V243L102 244H98L97 243ZM156 241L155 242H153V241H151V242H153V243H155V245L157 244L156 243ZM3 242V241H2ZM12 242V241H11ZM25 242H26V240H25ZM35 242H37L36 240H35ZM41 242V241H40ZM39 242V243H40ZM43 242V241H42ZM41 242V243H42ZM145 242H147V241H145ZM84 243V242H83ZM86 243V242H85ZM4 244V243H3ZM6 244V243H5ZM15 244V243H14ZM38 244V243H37ZM80 244V243H79ZM82 244V243H81ZM87 245H88V243H86ZM94 244V245H95ZM112 244V243H111ZM146 244V243H145ZM8 245V244H7ZM84 245V244H83ZM82 245V246H83ZM87 245H84L85 246V248H86V246ZM98 245H100V246H98ZM110 246V244H107V247H109ZM114 245V244H113ZM123 245V244H122ZM148 245V244H147ZM154 245V244H153ZM159 245L160 244H158V245H156V246H158L159 247ZM17 246H19V244L17 245ZM38 246V245H37ZM81 246V248H80V250H82L83 249V252H84V248ZM93 246V245H92ZM98 246V247H97ZM121 246V245H120ZM124 246H126V245H124ZM36 247V246H35ZM88 247V246H87ZM90 247H91V245H90ZM127 247V246H126ZM125 247V248H126ZM148 247V249H151V247H149V246H147ZM158 247H156V248H158ZM39 248V247H38ZM89 248V247H88ZM103 248V249H102ZM122 248H123V246H121L120 247V252H123L122 251ZM152 248H155V247H152ZM160 248V247H159ZM162 248H160L161 250H162ZM91 249V248H90ZM104 249H105V251H104ZM113 249V248H112ZM111 249V250H112ZM119 249V248H118ZM20 250V249H19ZM38 250H40V249H38ZM116 247L114 246V252H115V254H116ZM147 250V249H146ZM156 251L155 252H157L158 250L157 249H155ZM166 250H164L163 249V252H165L166 253ZM16 251V250H15ZM22 251V250H21ZM87 251H88V249H87ZM126 251H128L127 249H126ZM129 251H130V249H129ZM150 251V250H149ZM25 252H26V250H25ZM39 252V251H38ZM118 252V251H117ZM3 253V252H2ZM1 253V254H2ZM10 253H11V251H10ZM22 253V252H21ZM24 253V252H23ZM28 253V252H27ZM79 253V252H78ZM78 253L76 254V255H78ZM99 253V252H98ZM111 253H113V251L111 252ZM110 253V254H111ZM167 253H166V255H167ZM4 254V253H3ZM20 254V253H19ZM109 253H107L105 256H106V258H108L109 259V257L108 256H110V257H112L111 255H108ZM115 254L113 253V255L115 256ZM123 253H117L116 255H122ZM154 254V253H153ZM158 254V253H157ZM157 254H155V255H157ZM161 253H159V255H160ZM31 255V254H30ZM75 255V254H74ZM81 255L83 256V260H84V257H85V255H83V253H81ZM80 255V256H81ZM158 255V256H159ZM8 256H10L9 254H8ZM32 256V255H31ZM93 256V255H92ZM114 256L112 257L113 259H114ZM123 256H125V254H123ZM20 257V256H19ZM23 257V256H22ZM78 257V256H77ZM87 257V256H86ZM88 257H89V254H88ZM90 257H91V255H90ZM152 257V256H151ZM155 258H156V256H154ZM160 257H162V255L160 256ZM160 257H158V258H160ZM170 257V258H169ZM9 258V257H8ZM28 258V257H27ZM29 258H31V257H29ZM76 258V257H75ZM93 258V257H92ZM121 258V262L124 264L125 262H130L129 260H127L128 259V257L126 256L124 259L125 260H127V261H122L123 259H122V257H120ZM120 258L118 259V258H116L117 259V261H119L120 260ZM163 258V259H164ZM10 259V258H9ZM12 259V258H11ZM88 259V258H87ZM94 260H93V262L92 263H95V258H93ZM111 260V262L112 263H110V264H115V262H113V261H115V260ZM29 260V259H28ZM71 260H72V258H71ZM76 260V261H75ZM73 259V262L75 261V263H80V262H78V260L80 261V259H79V257H78V259ZM82 260V261H83ZM86 260V259H85ZM100 260V259H99ZM157 260V259H156ZM155 259H154V262L156 261ZM160 260H161V258H160ZM6 261H8V260H6ZM15 261V260H14ZM81 261V262H82ZM88 261V260H87ZM90 261V260H89ZM162 261V260H161ZM13 262V261H12ZM26 262H28V261H26ZM97 262V261H96ZM101 262V261H100ZM151 262V261H150ZM167 262L165 263V262H163V264H167ZM72 263V262H71ZM85 263H87L86 261H85ZM91 263V264H92ZM103 263V262H102ZM101 263V264H102ZM121 263V264H122ZM130 263H132V261L130 262ZM6 264H7V262H6ZM11 264H13V263H11ZM64 264H65V262H64ZM66 264H68V263H66ZM70 264V263H69ZM73 264V263H72ZM82 264H84V263H82ZM96 264V263H95ZM98 264V263H97ZM127 264V263H126ZM133 264V263H132ZM143 264V263H142ZM159 264H161V262L159 261Z\"/></svg>",
	"mask_w": 264,
	"mask_h": 264
},
{
	"label": "clouds",
	"instance_id": "9594fccd",
	"mask_svg": "<svg viewBox=\"0 0 264 264\" xmlns=\"http://www.w3.org/2000/svg\"><path fill=\"white\" fill-rule=\"evenodd\" d=\"M257 199L264 200V192H260L254 189L252 193L253 204ZM250 219L253 221L264 222V211L258 212L253 210L250 214Z\"/></svg>",
	"mask_w": 264,
	"mask_h": 264
}]
</instances>
